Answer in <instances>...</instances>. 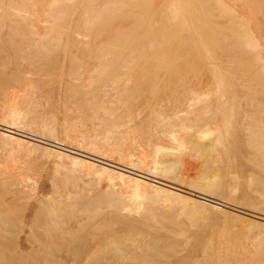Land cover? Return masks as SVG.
<instances>
[{"label": "bare ground", "instance_id": "1", "mask_svg": "<svg viewBox=\"0 0 264 264\" xmlns=\"http://www.w3.org/2000/svg\"><path fill=\"white\" fill-rule=\"evenodd\" d=\"M259 11L264 12V0H0V58L4 55L9 69L21 70L19 82L27 83L0 101V144L15 142L51 160L65 180L59 188L62 178L52 176L55 188L51 182L46 191L42 181L36 186L28 178L19 208L0 206V264H153L147 251L139 252L150 247L139 236L131 246L120 238L107 248L90 244L105 229L113 230L111 220L138 231L145 219H155L151 205L157 203L189 215L200 236L214 212L264 230V213L233 206L243 203L235 195L243 182L254 178L264 188V14ZM28 74H38L37 81ZM57 89L63 94L62 119L78 117L74 126L57 123L52 108ZM91 126L94 135L79 133ZM100 150L112 154L99 155ZM127 155L131 162L124 160ZM189 159L195 161L191 168ZM102 180L104 188L97 184ZM246 194L249 206L264 203V195ZM256 197L262 203L255 206ZM20 211L37 221L31 245L16 242ZM86 229L89 234L76 242L78 230ZM225 230L219 234L230 232ZM207 237L204 244L211 247L214 238ZM207 245L205 258H211ZM184 263V255L168 262Z\"/></svg>", "mask_w": 264, "mask_h": 264}, {"label": "rangeland", "instance_id": "2", "mask_svg": "<svg viewBox=\"0 0 264 264\" xmlns=\"http://www.w3.org/2000/svg\"><path fill=\"white\" fill-rule=\"evenodd\" d=\"M257 14L258 15H262V14H264V12L263 11H261V12L259 11V12H257ZM3 36H5V34ZM2 43H4V42H2ZM4 44H3V46H4ZM0 70H2L1 72H3L0 75L4 76V78L2 80H0V82H2V87L0 88V101H8L7 100V97L9 95V93H10L9 90H12V92H15V91L18 92L20 89L19 88L17 89V87H18V85L20 83H21L20 85H22V86L25 85V84H27V83H25L26 82V78L21 79L22 82H19L20 78H22V77L18 78L17 75H18V73L21 70L9 69V67L7 66V61H6V58L4 57V55L0 58ZM23 75L26 76V74H24V73H23ZM29 75L30 74H28V77L27 78H30V77L33 78L32 77L33 75L30 76V77H29ZM34 75L35 76H34L33 79H35L36 77L38 78V76H37L38 74H34ZM31 81H32V79H31ZM35 81H37V80L35 79ZM29 82H28V84H29ZM22 86L21 87L19 86V87L22 88ZM19 93H20V91H19ZM62 95H63L62 92L57 89L56 92H55V99L57 101H56V103L52 107V108H55V111L54 112H55V114H56V116L58 118L57 119V123H59L60 125L64 121L63 120L64 119L63 118L64 117V115H63L64 105L62 104L61 100H58V98L59 97H62L63 98ZM46 108H47V105L43 107V109H46ZM71 118H73V117H71ZM74 118H76V117H74ZM69 119H70V117L68 118V120H67V118L65 119V121H64L65 122V125L64 126H66V124H67V126L69 124H72V125H69V126H74V123L78 119V117L76 119H72L74 121L71 120L73 123H71V121L69 122ZM77 121H79V119ZM76 123H75V125H76ZM89 128L87 130H85L84 128H81L80 127L79 133L85 131L86 133H89L90 135L91 134L94 135L95 134V131L94 130H93L94 132L92 131V126L89 127ZM77 130H79V129H76L75 132ZM79 133L77 132L78 135H79ZM57 135L60 138H62L64 136L61 130L58 131V134ZM78 135H76V138L77 139H79L81 137V136H78ZM80 135H82V134H80ZM114 150L115 149L111 150V152H113ZM102 151H103V149H102ZM102 151H101V153H99V155H105V156H107L109 154V152H106V151L105 152L108 153L107 155H106V153L105 154H102L103 153ZM108 151H110V150H108ZM118 151L119 150H117L116 152L119 153ZM111 152H110V155H108V156H111V154H112ZM120 152H121V150H120ZM144 152H146V150L145 151L143 150V153ZM113 153L115 154V152H113ZM137 153H139V152H137ZM39 156L37 154L29 151L25 147L19 146L15 142H13V143H11V142L10 143H1L0 144V193L1 194L4 193V196H0V197H4L5 198V199L0 198V206H2L4 204V205L14 206L15 207V205H17L18 208H19V206L21 205V202H22V199L20 198V195L22 193V185L23 184L28 185L27 184L29 182L28 181V178H30L32 180L33 184L36 185V186H38L39 183H40V181H42V183H44V185L46 187L45 188L46 191H48L50 189L51 182H52V184H54V188H55V182H56V180L59 181L58 179L62 178V175H61L62 170H60V172L59 171H56L55 168H53L54 167V163L51 160H48V159L46 160L45 157H40L39 158ZM129 156L130 155H127L128 158L126 156L123 157L124 160L127 161L126 159H129L130 158ZM131 158L132 159H137V158H135V156H133ZM112 159L116 160L113 157H112ZM128 162H131V159H129ZM144 164H141V165L144 166V167L145 166H147V167L149 166L148 165L149 163L148 164L147 163H144ZM189 164L190 165H188V166H190L189 168H191V166L193 164V161L192 160L190 161V159H189ZM194 165H195V161H194L193 166ZM55 172H58L59 174L57 175V173L55 174ZM222 172L224 173V171H222ZM52 173H54L58 177L56 178V176L53 175ZM59 175H61V176H59ZM52 176H54V179H56L55 181H51V180H54L52 178ZM219 177H221V176H219ZM50 178H51V180H50ZM60 181H59V183H57V186L59 188H63L64 182H65V180H64V174H63L62 181L61 182ZM90 181H89V183H90L89 185H91V183H92V181L91 182ZM97 184L99 185L100 188H104L106 186L105 180H102V181L98 182ZM250 184L243 182V184L240 185L239 190L236 191L235 195L238 196V199L241 198L240 201L243 200L242 201L243 203L238 202V201H235L236 203L237 202L239 203V204L237 203L238 206L234 202H233V204H234L233 205L232 204V201H229V200H226V199H222V198H220V199H222L223 200L222 202H224V203H226V202H227V204H230L231 203L230 205H233V206L238 207V208H241L242 207L241 209H244V210L250 211V212L259 211L260 213H258V214L263 215V213H264V205L263 204L264 203L262 205L261 204L258 205L259 202L262 201V198L261 199L259 197L253 198V199H255L254 200L255 206L258 205L256 207L249 206L250 204H253L251 202V200L248 199L249 197H247L246 200L244 198H242V196H245V195H243L244 191L248 192V194L253 195V196L254 195H261V196L264 195V191H263L264 188L259 185V183L257 182V180H255L253 178V183H252V180H251ZM181 185H184V186H182L184 189H187L189 191H193V190H191L192 189L191 187H190V189L187 188L188 185H186V184H181ZM92 186H89V187L91 188ZM95 186H96V184H95ZM256 187H258V188H256ZM36 189H38V187ZM254 189H256V190L259 189V190L256 191ZM253 191H255V193ZM51 192H49V193H51ZM193 192H195V191H193ZM195 193H197V192H195ZM248 194H246V196H249ZM239 205H240V207H239ZM154 206H156V207H154ZM151 207H152V211L154 212L153 214L155 215V219H153L154 222L151 221V220H149V219H145L142 222V224H139L138 225V231L137 230H133V226L132 225H129L130 227L127 226V225H125V227H124V224H122V223L120 224L119 222H115V220H111L110 218L109 219L107 218L108 220H106V222H107L106 224H108V223H110L112 221H113L114 224L118 223L117 224L118 229H117V226L116 225H113V223H111V226L113 225L115 227H111L110 226V229L113 228V230H108L109 229L108 228V225H110V224L106 225L107 226L106 228H108V229H105V231H107L108 233L105 232L104 235H102L103 233H100V235H98L100 239L97 242H92L90 244V246H94V247H96V246L99 247L100 246V247H106L107 248L110 245V243H112V241L114 239H116V238L117 239L120 238L121 240H125L126 246H131V244H132L131 242L133 241V238H136V237L139 236L136 239H143L147 243H149L148 245H150V247H149L150 249L149 248L143 249V250H141L139 252L145 253L147 251L145 257H147V256L150 257V258L147 257V261H152L153 264H155V263L156 264H168L169 261L175 260L177 257H179L181 255H184L185 256V263L184 264H200V263H204V262H205L204 264H206L207 262H208V264H212V262H215V264H219V262H220V264H225L224 262H226V264H264V248L262 249V247H264V246L261 245V243L264 244V239H263L264 238V236H263L264 235V230L262 228H259V227H258L259 229H257V227H253L252 228L250 225H245V223L243 222V220L241 221L240 219H238L237 217H235L233 215H230V214L229 215L228 214H225L224 215V214H221V213H215L214 212V213H212L211 216H208L209 219H208V227H207V230L204 233H202L201 236H200L198 234V232H197L198 227L196 225L194 226L190 222L191 220H190V218H188L189 215L188 216L187 215L185 216L184 214H181L179 212V208L177 209V206H175V207L173 206L175 208L174 209L170 205L168 206V203L165 202L163 204L162 203H157V205L156 204L155 205L153 204V205H151ZM245 207L248 208L249 210L246 209ZM163 208H164V212L165 213L164 212L162 213ZM159 209H161L162 211L159 210ZM227 209L232 210V209H230L228 207H227ZM260 210L262 211V213H261ZM34 212H36V210ZM170 212H172V214ZM15 213H16L15 220H17V213L18 212H15ZM177 213H178V215H177ZM37 214L38 213L36 212L34 214V217ZM190 214H191V216H193L192 213H190ZM162 215H163V217H162ZM170 215H173L174 216L173 217L174 219ZM10 216L12 217V220H14V214H10ZM167 217H169L171 220H169ZM183 217H184V219H183ZM175 218L180 223H177V220L174 221ZM179 218H181V219H179ZM185 219H186V221H188L187 222L188 224H191V225H189L191 227H189L187 225ZM2 220L5 221L6 220V217L5 218L3 217ZM181 220H183L182 222H184L186 225L182 224ZM17 221H19V223H20V225L17 228H19L20 230H22V233L19 234L18 238L16 239V242L17 243L23 242V243H26L28 245L33 244L34 243V240H35V236L34 235L37 233V231L35 230L34 223L37 222V221H33V220L30 221L29 219L24 218V216L22 214V211H20V217L18 218ZM108 221H110V222H108ZM171 221L172 222H175L176 224L175 223H171ZM166 222L167 223L170 222V223L167 225ZM5 223H11V221L9 220V221H6ZM160 223H164V224L162 225ZM174 224L176 226H174ZM120 225H121V227H120ZM147 225H149V229H151V230L154 229V230L153 231H150L148 229V226ZM160 225H162V227L163 226H165V227L162 228ZM214 225H215V227H214ZM151 226H152V228H151ZM177 226L181 230H183V231L180 232L181 230L178 229ZM247 226H249V227H247ZM1 227H4V224L0 225V230L3 229ZM88 227H91V226H88ZM127 227H129V228H127ZM166 227H167L168 231H170V232H168L165 229ZM124 228H125V230H124ZM130 228H132V229H130ZM224 228L227 229V230H225ZM228 228H230L231 230H229ZM87 229H91V228H87ZM87 229H86V231L78 230V234L80 235V238L76 242H79V241H82L83 240L84 235L88 231ZM127 229L128 230L130 229L132 231H130V230L128 231ZM155 229H157L158 231L155 230ZM177 229L179 230V232H178ZM219 229H222V230H219ZM91 230H90V232H91ZM139 230L141 232H139ZM171 230H173V232H175V233H173ZM223 230H225L226 232H229V231L230 232L228 234L226 233L225 235L223 234L221 236L219 233L221 231H223ZM183 232H185V233H183ZM87 234H89V231H88ZM95 234L97 235V233H95ZM178 234H181V236L179 237ZM211 234H212V236H211ZM150 235H152L151 236L152 238L150 237ZM197 235H199L200 237L198 236V238L196 239L195 237ZM208 235H209V237H212V239L213 238L215 239V240L214 239L212 240L213 242L211 243V247H210V244L209 245L206 244L208 246V250H209V248H211L210 250H212L211 251L212 253H210V250L209 251L208 250L206 251L207 253L209 252V254H212L211 255L212 256L211 258H210V255H208L211 262L209 261L208 256H207L208 259L205 258V249L203 247V245L206 246L204 243H206V241H207L206 240V237ZM141 236H143L145 238H142ZM147 236H149L148 237L149 239L147 238ZM189 236H190V238H192L193 241H190V242L187 243L185 239H187ZM225 236L228 237L229 239L226 238ZM262 236H263V238H262ZM154 237H155V239H154ZM157 238H159L160 240L157 239ZM259 238H261V242H259V243H260V245L262 247H260V245L258 244V240H260ZM146 239H148V240H146ZM152 239L154 240V242H153ZM162 239H164V240L162 241ZM166 239H167V241H166ZM168 239H170L169 242H168ZM207 239H208V237H207ZM262 239H263V242H262ZM156 240L157 241H160L161 243H163V242H165V243L161 244L160 242H158V245H157ZM171 240H172L173 243L174 242H177L176 244L174 243L175 244L174 245V248H173V243H172V245L170 244L171 243ZM179 240H182L184 244L182 243V241H179ZM218 241H219V244L221 243L220 246L218 245ZM232 241H234L237 244H235ZM151 243H152V245H151ZM168 243L172 247L170 245H168ZM164 244H165V246H164ZM154 245L157 246V248L159 247L158 248L159 250ZM161 245H163L164 247L161 246ZM181 245L185 246L186 248L183 247V246H182L183 248H181L180 247ZM258 245H259V247L257 249L256 246H258ZM176 246H177V248H175ZM151 248H153V249H151ZM163 248H164V252H163ZM155 249L157 251H155ZM176 249H178L177 252H176ZM167 250H168V252H167ZM172 250H173V255H171L172 254ZM169 251H171V254H170ZM214 251H216L215 252L216 254L217 253H221L223 256H221V254H217L216 255L214 253ZM157 252H159L158 253L159 255L156 254ZM262 252H263V254H262ZM163 253H164L165 257H167V258H165L163 256ZM168 253H169V256L167 255ZM176 253H178V254H176ZM154 254H156V255H154ZM153 255L156 258H151ZM160 255H162V256L160 257ZM157 256H159V257L157 258ZM215 256L217 258H218V256L219 257L221 256V257L217 260L215 258ZM169 257H171V258H169ZM222 258H224V259L226 258V259L225 260L224 259L222 260ZM155 259H158V260H155ZM205 259H207L208 261L205 260ZM201 260L202 261L204 260V261L202 262ZM215 260L217 261V263H216ZM199 261H201V262L199 263Z\"/></svg>", "mask_w": 264, "mask_h": 264}]
</instances>
